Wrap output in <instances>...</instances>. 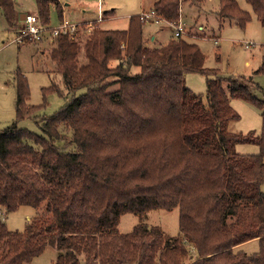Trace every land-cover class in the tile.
<instances>
[{
	"label": "trees",
	"instance_id": "16d2710c",
	"mask_svg": "<svg viewBox=\"0 0 264 264\" xmlns=\"http://www.w3.org/2000/svg\"><path fill=\"white\" fill-rule=\"evenodd\" d=\"M35 1L39 26L52 33L51 8L62 18L60 0ZM181 1L156 0L153 10L178 22ZM246 1L264 26V0ZM0 13L15 26V0H0ZM219 16L243 30L252 20L237 0H220ZM145 24L136 15L126 30L94 27L84 44L77 34L53 39L50 57L65 91L55 83L46 91L72 97L43 118L40 134L19 126L41 106L29 104L27 80L17 76L16 120L0 131V264L30 263L48 245L58 251L54 264H264L260 87L251 77L207 68L189 33L149 45ZM188 73L214 76L207 101L187 87ZM233 99L262 111L259 135L229 130L240 119ZM238 144L257 145L259 153H238ZM23 206L36 216L24 231H10L2 215ZM177 207L176 236L142 219ZM126 213L142 221L120 234ZM252 240L258 252L236 250Z\"/></svg>",
	"mask_w": 264,
	"mask_h": 264
},
{
	"label": "rangeland",
	"instance_id": "374dc122",
	"mask_svg": "<svg viewBox=\"0 0 264 264\" xmlns=\"http://www.w3.org/2000/svg\"><path fill=\"white\" fill-rule=\"evenodd\" d=\"M64 19L76 28L74 34L78 41H86L93 29L126 30L131 16L141 15L149 11L156 0H60ZM241 9L252 14V20L243 30L234 20L223 19L219 16L220 0H205L202 4L194 0H182L179 20L186 26L188 41L197 43L206 54V67L218 68L222 76L251 77L260 87L255 94L264 98V26L257 20L251 5L246 0H237ZM20 13L33 14L35 0H15ZM29 12V13H28ZM18 15V13H17ZM14 27H10L5 16L0 13V131L7 128L16 120L17 82L19 74L26 78L29 86V104L41 106L36 118H29L19 123L26 128L40 134V124L45 117L58 112L72 95L61 96L58 92L46 91L53 83L59 85L64 92V85L60 74L56 71V64L50 57L52 45L40 44L25 39L18 42V32L25 27L18 15ZM61 21L56 7L51 8L50 28H60ZM202 26V28H200ZM162 28V30L160 29ZM73 34V35H74ZM48 37L52 33H47ZM72 35V34H70ZM151 35V37H150ZM152 36L157 37L153 43ZM174 36L173 29L156 24H145L144 38L151 46L165 45ZM30 43V44H29ZM252 43L250 47H247ZM80 62H85L81 53ZM114 65V62L111 63ZM214 76L198 73L186 74V85L195 93L201 94L207 101L206 92L208 80ZM118 84L109 90L114 91ZM84 92L78 91L77 95ZM68 96V97H67ZM232 107L240 115V119L229 124V130L246 134L254 131L259 135L262 130L261 110L241 99H233ZM238 153L252 155L259 153V146L253 144H238ZM264 192V184L262 186ZM0 210L4 211L1 207ZM1 211V212H2ZM36 209L30 206L20 207L14 212L3 214L10 231H24L31 218L36 216ZM30 216V217H29ZM146 217V218H145ZM144 222L150 226L160 227L167 235L176 236L180 233V209H155L146 213ZM140 215L126 213L120 217L117 226L120 234L130 233L134 226L142 221ZM259 241H250L239 246L237 251L252 254L259 251ZM58 256L55 247L48 245L43 254L26 264H54Z\"/></svg>",
	"mask_w": 264,
	"mask_h": 264
},
{
	"label": "built area",
	"instance_id": "2783aa9c",
	"mask_svg": "<svg viewBox=\"0 0 264 264\" xmlns=\"http://www.w3.org/2000/svg\"><path fill=\"white\" fill-rule=\"evenodd\" d=\"M141 20L146 24H156L160 27H170L173 29V34L175 37H180L186 33V26L184 23H181V20L178 22H168L162 17L158 16L157 13L152 9L148 12H143L140 15ZM25 27L21 30V32H18V38L17 40L20 42L25 41L26 38H31L32 41L40 42L42 40V32L46 31L44 28H41L38 24V19L35 14H27L25 15L24 19ZM76 28L71 26V24H68V22H64L63 25L60 28L53 29L52 31V40L55 37H57L59 34H74ZM77 33V32H76ZM75 33V34H76ZM253 45L250 43L247 45V47H250Z\"/></svg>",
	"mask_w": 264,
	"mask_h": 264
},
{
	"label": "crops",
	"instance_id": "0c3cea01",
	"mask_svg": "<svg viewBox=\"0 0 264 264\" xmlns=\"http://www.w3.org/2000/svg\"><path fill=\"white\" fill-rule=\"evenodd\" d=\"M61 2V1H60ZM155 3V2H154ZM154 5V4H153ZM153 9V7L150 9V10H152ZM36 10H37V6L35 7V10H32V13L33 14H36ZM149 10V11H150ZM148 12V11H147ZM17 13H18V15L20 16V18H19V20L22 22V23H24V19H25V14L26 13H20L19 11H18V8H17ZM29 13V12H28ZM65 19H64V13H63V15H62V18H61V21H64ZM66 22H67V20H65ZM152 23H150V24H148V25H151ZM200 28H202V26L200 27ZM161 30H162V28H160ZM44 35H45V37H44V39L43 40H41L40 42H36V41H34V43H40V44H46V43H50V45H52V42H51V40H52V36L51 37H48V35H47V33L48 32H45L44 31ZM150 37H151V35H150ZM17 38H18V35H17ZM152 41H153V43H155L156 41H157V37H155V36H152ZM19 42V41H18ZM30 44V43H29ZM1 213V212H0ZM30 217V216H29ZM252 241H255V240H252ZM243 245H245V244H243Z\"/></svg>",
	"mask_w": 264,
	"mask_h": 264
}]
</instances>
